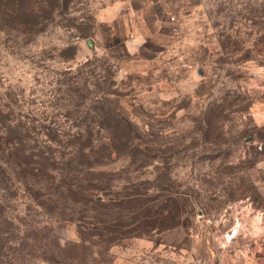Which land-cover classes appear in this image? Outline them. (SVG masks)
I'll return each mask as SVG.
<instances>
[{
	"label": "rangeland",
	"instance_id": "1",
	"mask_svg": "<svg viewBox=\"0 0 264 264\" xmlns=\"http://www.w3.org/2000/svg\"><path fill=\"white\" fill-rule=\"evenodd\" d=\"M10 7L0 125L56 163L36 191L0 143V264H264V0H69L31 38ZM87 126L98 153L65 169Z\"/></svg>",
	"mask_w": 264,
	"mask_h": 264
},
{
	"label": "trees",
	"instance_id": "2",
	"mask_svg": "<svg viewBox=\"0 0 264 264\" xmlns=\"http://www.w3.org/2000/svg\"><path fill=\"white\" fill-rule=\"evenodd\" d=\"M48 8L46 7H31V0H10V2L12 3L13 7H10L8 9V11L5 12V16H4V25L5 27H11L15 30H18L21 33H30V38L31 37H35L39 32L43 31V29L47 26V21H52L55 16L58 15V13H60L61 10H63L64 7L69 5V0H41ZM7 16V17H6ZM1 21V18H0ZM87 34V33H85ZM113 83V82H112ZM114 94L113 90H108L107 95H111ZM105 95L102 99L105 101L110 102V98L109 96ZM86 97L82 98L78 105L84 107L85 110L88 111H92L95 109V111H97L96 106L93 107V103H89L87 106L85 105V101H87ZM1 112V111H0ZM111 112V111H110ZM100 115L99 117H102L105 115V117L107 118L110 114L108 111H104L103 113H97ZM113 116H117L115 113H111ZM107 115V116H106ZM95 122H96V127L98 128V131H101L103 129H110L111 131H115L117 133H121V131L123 130V126H126L127 124L129 125L130 121L127 118L122 117V119L120 118H116V120L114 121V123H110L108 122V120L106 121H102L101 119H97L95 118ZM23 127V126H22ZM41 127L43 128V132L46 136H49V138L53 137V136H60L59 135V130H55L52 127L47 126L46 124H41ZM78 127H82L81 125H78ZM20 128V124L16 123L13 121H11L10 124L5 125L3 127H1L0 125V143L2 142H6V140L9 141H13L11 140L9 137H5L8 136L11 132H13L15 134V136H19L17 134V129ZM93 127H89L87 126V128H85V133H87L88 135L83 137V133L82 131L84 130H78L77 133L75 134L74 138L75 140H72V143H74V141L76 143H78V149L77 152L75 154H73L71 156V158L65 162V169L67 168H72L74 165H78V164H82L83 162V158L84 159H92V156L94 157L95 154L98 153V148H95L93 145V141L91 139V136H93ZM28 131V130H25ZM128 134V133H127ZM124 136H126V133L123 134ZM114 139V137L111 136V139ZM55 138H53L52 141H54ZM112 139V140H113ZM111 140V141H112ZM110 141V144H111ZM14 142V143H13ZM10 143H13L11 146L12 148V153L16 152L17 158H19V155H22L23 161L21 159H19V165H21L22 167L24 165H26L27 167L30 165L32 166L31 168H29L27 170V168H24V171L27 172L29 175H34V177H38L36 180H34V183H32V186L35 187L36 191H39L40 188H38L36 185H40V179L39 177L43 176V175H48L49 173V168L47 167L48 164H52L53 166L55 165V161H56V157L55 156H49L48 154H45L43 152L39 153V154H31L30 152H27L26 147L24 146L22 140H19V143H21L20 147L22 148V152L21 149L18 145H16L17 142L13 141ZM105 148V147H104ZM108 149V155L109 157L111 156L112 152H113V148L110 147V145H107L106 147ZM110 150V151H109ZM77 158V161H75V159ZM34 162V163H33ZM31 163H33L31 165ZM92 165V164H90ZM1 167V166H0ZM73 169V168H72ZM77 170H79L80 172H82L80 170V167L77 166L76 168ZM59 187L63 185L59 184ZM79 193V192H77ZM80 196H82V193ZM37 197V196H36ZM43 197V193H39V196L37 197L38 199V203L40 205H44L45 200H41V198ZM84 198L85 195H84ZM45 199V198H44ZM92 203H101V201L98 198H91L90 200ZM1 194H0V212H1ZM2 216V214L0 213V217ZM2 224V222H1Z\"/></svg>",
	"mask_w": 264,
	"mask_h": 264
}]
</instances>
